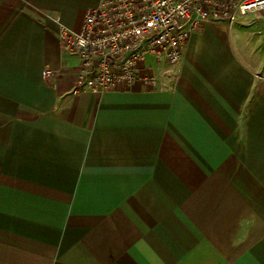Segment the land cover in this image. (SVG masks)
<instances>
[{"label":"crops","instance_id":"obj_1","mask_svg":"<svg viewBox=\"0 0 264 264\" xmlns=\"http://www.w3.org/2000/svg\"><path fill=\"white\" fill-rule=\"evenodd\" d=\"M100 1L0 0V264H264V15L75 94L52 18Z\"/></svg>","mask_w":264,"mask_h":264},{"label":"built area","instance_id":"obj_2","mask_svg":"<svg viewBox=\"0 0 264 264\" xmlns=\"http://www.w3.org/2000/svg\"><path fill=\"white\" fill-rule=\"evenodd\" d=\"M236 12L264 15V0H101L87 8L78 29L59 16L52 21L60 46L80 55L73 93H101L136 81L155 85L156 76L141 66L147 55L177 63L193 32L207 21L232 22ZM41 75L49 81L56 72L44 67Z\"/></svg>","mask_w":264,"mask_h":264},{"label":"rangeland","instance_id":"obj_3","mask_svg":"<svg viewBox=\"0 0 264 264\" xmlns=\"http://www.w3.org/2000/svg\"><path fill=\"white\" fill-rule=\"evenodd\" d=\"M256 13H258V12H256ZM251 15H252V14H250V13H249V14L247 13L246 16L236 15V18L239 19V20H240V19H246V17H247V18H250ZM228 30H231V31L233 32V31L236 30V27H232V28H230V29H228ZM262 57H264V56H262ZM148 58H150V57L147 55V56L145 57V59H148Z\"/></svg>","mask_w":264,"mask_h":264}]
</instances>
